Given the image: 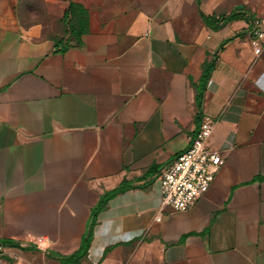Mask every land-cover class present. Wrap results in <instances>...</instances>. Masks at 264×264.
Here are the masks:
<instances>
[{"label": "crops", "instance_id": "obj_1", "mask_svg": "<svg viewBox=\"0 0 264 264\" xmlns=\"http://www.w3.org/2000/svg\"><path fill=\"white\" fill-rule=\"evenodd\" d=\"M72 1L84 28L61 52L0 0V239L18 244L0 264H65L88 233L81 264H264V0ZM204 116L223 163L187 210L159 209Z\"/></svg>", "mask_w": 264, "mask_h": 264}, {"label": "built area", "instance_id": "obj_2", "mask_svg": "<svg viewBox=\"0 0 264 264\" xmlns=\"http://www.w3.org/2000/svg\"><path fill=\"white\" fill-rule=\"evenodd\" d=\"M251 31L254 35L253 53L258 56L264 50V28L259 20L252 22ZM212 129L213 121L209 117H201L189 147L162 167L159 209L169 207L173 211H185L209 189L217 169L223 163L219 151L207 146ZM156 220H159L158 216Z\"/></svg>", "mask_w": 264, "mask_h": 264}, {"label": "trees", "instance_id": "obj_3", "mask_svg": "<svg viewBox=\"0 0 264 264\" xmlns=\"http://www.w3.org/2000/svg\"><path fill=\"white\" fill-rule=\"evenodd\" d=\"M235 17H236L235 13H230L229 15L222 17V23L227 22ZM203 19L208 25H211L214 28H217L219 26V24L212 23L213 19L211 17L203 16ZM61 20L64 25V36L59 38H54L53 41H54V45L56 46V51L62 52L69 46L70 44L69 41L71 40V38L74 39L75 42H78L79 35L81 34V31L84 28V25L82 27V23H84V11L79 5H76L72 0L68 2L66 1V5L63 6L61 11ZM211 69H212V64L208 63L203 70L201 79L199 81L198 91L195 97L197 106L200 105L202 92L205 88V84ZM103 202H104V198L101 197L96 207L93 209L92 212L93 218L97 215ZM89 244H90V233H88L87 237L82 238L77 251L67 256H58V259L65 264H81L82 259L87 254V249L89 247ZM0 245L18 246V244L15 243L14 241L7 239H0Z\"/></svg>", "mask_w": 264, "mask_h": 264}, {"label": "rangeland", "instance_id": "obj_4", "mask_svg": "<svg viewBox=\"0 0 264 264\" xmlns=\"http://www.w3.org/2000/svg\"><path fill=\"white\" fill-rule=\"evenodd\" d=\"M63 6L57 0H19L17 16L21 25L39 24L43 36L54 39L64 33L61 20Z\"/></svg>", "mask_w": 264, "mask_h": 264}]
</instances>
